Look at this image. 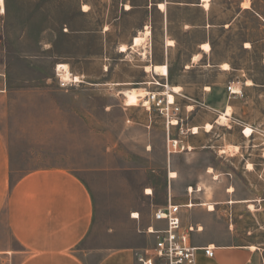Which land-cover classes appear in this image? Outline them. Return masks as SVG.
Segmentation results:
<instances>
[{"label": "rangeland", "instance_id": "rangeland-1", "mask_svg": "<svg viewBox=\"0 0 264 264\" xmlns=\"http://www.w3.org/2000/svg\"><path fill=\"white\" fill-rule=\"evenodd\" d=\"M145 1L160 0H3L4 11L0 4V70L5 74L8 96L1 107L0 126L10 145L12 166L18 170L44 166L77 169L94 195L96 209L93 228L76 246L85 259H89V250H95L91 256L99 257L120 245L134 212L139 214L135 230L145 246L148 238L139 230L149 224L152 209L168 200L188 202V187L192 201L191 208L184 210V219L203 224L209 213L224 232H228L230 219L234 222L235 232L221 233L216 241H254L264 232V210L252 201L264 197V174H245L239 155L230 160L216 157L206 147L211 144L206 125L194 136L193 148L167 153L168 135L186 143L191 141L190 131L167 130L163 117L139 102L144 95L136 105L126 104L123 91L146 93L128 82L149 80L152 72L145 69L147 65L167 59L174 68L181 66L204 35L196 27L204 11L189 5L194 0H165L166 4L161 0L165 4L162 10L150 5L123 12L124 7ZM238 1L210 2L219 12L224 4H233V15ZM253 1L264 16V0ZM239 24L236 36L228 35L218 50H234V63L246 62L264 79V40L254 31L249 13ZM246 33L257 40L248 53L236 48ZM137 35L143 40L132 46ZM167 40L174 47L165 52ZM130 41L135 51L128 50ZM122 45L126 47L123 52ZM60 62L68 64L69 79L76 82L65 88L59 86L54 73ZM168 96L173 101L171 92ZM205 112L198 110L199 115ZM214 131L222 134L228 130L222 125ZM213 166L219 176L212 174ZM170 171L176 173L175 178L169 177ZM146 189L151 193L146 194ZM229 198L248 202L230 199L229 203H238H225ZM212 202H217L215 207ZM208 204L214 209L208 211ZM261 205L264 208V202ZM248 230L251 234H246ZM203 233L204 229L192 238Z\"/></svg>", "mask_w": 264, "mask_h": 264}, {"label": "crops", "instance_id": "crops-1", "mask_svg": "<svg viewBox=\"0 0 264 264\" xmlns=\"http://www.w3.org/2000/svg\"><path fill=\"white\" fill-rule=\"evenodd\" d=\"M210 1L208 8H204L202 0L189 4L204 11L202 22L196 25L204 30V35L188 61L174 68L165 59L161 64L167 65V74H155L157 80H161L160 86L147 84L148 80L128 83L139 85L135 88L137 90L166 89L168 95L172 93L174 104L180 107L182 120L176 126H169L168 130L176 127L185 132L197 127V133L191 134V141L186 142L190 148L195 146L194 136L209 124L210 129L204 131L211 144L206 147L223 159L241 156L244 173L260 176L264 174V79L252 72L246 62L234 63V50L220 53L218 48L228 35L236 36V27L246 13L254 18V31L259 32L260 39L264 40V16L254 7L253 0L245 5V0H239L233 15V4H224L223 11L219 12ZM159 2L162 1H145L143 5L124 7L123 12L135 8L148 9L150 5L157 7ZM163 2L166 4L165 0ZM256 41L246 33L239 38L236 48L248 53ZM202 44H208L209 48L203 49ZM126 45L130 47L131 41ZM164 47L168 52L174 44ZM128 50L135 51L131 47ZM262 55L264 65V49ZM196 72L198 79L193 77ZM152 77L154 74L151 73L150 79ZM229 84L239 87L241 94H229L226 90ZM173 87L177 90L173 91ZM6 91L0 78V116L3 114L1 107L8 100ZM169 99L172 101V97ZM199 109L206 111L204 116L199 115ZM221 115L225 118L223 123H219ZM222 125L228 131L216 134L215 128ZM246 128L251 129L249 135L244 132ZM248 164L251 168L247 167ZM212 170L213 175L219 176L216 166ZM230 199L233 198L226 199L225 203H238H229ZM252 201L259 203L260 209L264 210L261 205L264 197ZM212 203L214 207L217 204ZM95 214L94 195L77 169L61 166L14 169L10 145L0 126V264H134L135 254L142 248L134 218H128L127 233L120 245L106 249L99 257L91 256L95 250H89V259L77 253L76 246L93 228ZM206 217L203 224L200 223L202 231L204 229L202 237L197 235L192 242L196 246H213V256L208 257L198 251L196 264H264V232L254 241L220 243L215 237L221 233H234V222L230 219L228 232H224L215 225L214 217L209 213ZM246 234H251V231H246Z\"/></svg>", "mask_w": 264, "mask_h": 264}, {"label": "built area", "instance_id": "built-area-1", "mask_svg": "<svg viewBox=\"0 0 264 264\" xmlns=\"http://www.w3.org/2000/svg\"><path fill=\"white\" fill-rule=\"evenodd\" d=\"M64 64L67 63H56L54 67L57 82L62 88L76 83L71 79L66 80L63 76L65 73ZM164 65L167 67L166 64ZM105 68L106 65L104 66ZM0 78L4 81L5 74L1 70ZM146 83L160 86V82L154 77L146 81ZM226 90L229 94H241L240 88L235 87L233 84L227 85ZM144 92L146 93L140 98L139 102L147 111L154 108L163 117L167 130L169 126H176L182 120L180 107L174 104V101L168 99L166 89L145 90ZM178 130L179 133H183L181 129ZM189 131L193 134L191 128ZM189 148L188 144L183 143L181 138L167 136V153H174ZM187 193L189 199L186 203H172L171 200H168L165 205L152 209L149 224L139 230L148 239L145 246L136 252L134 264H196L198 251L208 257L213 256V246H196L192 242L193 234L202 232L203 227L200 223H193L184 219V210L191 208L192 197L189 187ZM130 217L139 221L138 213L136 216H133L132 213Z\"/></svg>", "mask_w": 264, "mask_h": 264}, {"label": "bare ground", "instance_id": "bare-ground-1", "mask_svg": "<svg viewBox=\"0 0 264 264\" xmlns=\"http://www.w3.org/2000/svg\"><path fill=\"white\" fill-rule=\"evenodd\" d=\"M202 3H203L204 8H208L209 0H202ZM0 4L2 5V11H4L3 0H0ZM157 6H158V8L161 9V10L165 8V4H164L163 2H159V3L157 4ZM83 9H87V6H86V5H83ZM142 40H143V36H140V35L134 36V37L132 38V43H133L132 46H139V45L141 44ZM166 45H168V46L173 45V41H172V40H167V41H166ZM125 48H126V47H125L124 45H122L120 51H122V52L125 51V50H126ZM202 48H203V49H208V48H209V45H208V44H202ZM223 65H224V64H223ZM63 66L65 67V73L63 74V76L65 77V79H69V78H70V72H69V69H67L68 67H67L66 64H64ZM224 66H226V65H224ZM226 67H227V66H226ZM145 69H146L147 71H151L153 74L164 75V74L167 73V67H166L164 64H153V65H147ZM74 78H75L76 80H78V77H77V76H74ZM171 89H172L173 91H174V90H177L176 87H173V88H171ZM122 93H123L124 97L126 98L125 101H126V104H127V105H133V104H135L136 101L138 100V97H141V96L144 95V94H142V93H136L135 90H133V89L125 90V91H123ZM143 93H144V92H143ZM167 95H168V93H167ZM168 99H169V96H168ZM169 100H170V99H169ZM135 105H136V104H135ZM228 112H229V111H228ZM219 119H220L221 122L225 120L224 116H222V115H221V118H219ZM175 124H176V123H175ZM205 127H206L207 130L210 129V125H209V124H207ZM191 130H192V133H197L198 128H197V127H194V128H192ZM244 132H245V134H248V135H249V133L251 132V129H250V128H246ZM228 148H229V147H228ZM232 148H233V147H232ZM234 148H235V147H234ZM230 149H231V148H230ZM249 165H250V164H249ZM249 167H250V166H249ZM250 168H251V167H250ZM209 170H211V169L209 168ZM169 177H170V178H175V177H176V173L173 172V171H170V172H169ZM228 190L230 191L231 188L228 189ZM149 193H151V190H150V189H146V194H149ZM190 206H191V203H190ZM213 209H214V207H213L212 204H208V205H207V210H208V211H211V210H213ZM136 215H137V213L134 212V213H133V216H136Z\"/></svg>", "mask_w": 264, "mask_h": 264}]
</instances>
